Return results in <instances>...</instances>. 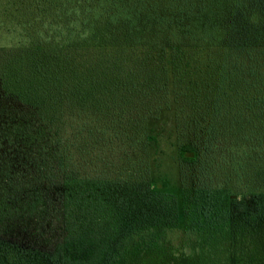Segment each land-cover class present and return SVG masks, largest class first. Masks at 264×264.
Segmentation results:
<instances>
[{
	"label": "trees",
	"instance_id": "obj_1",
	"mask_svg": "<svg viewBox=\"0 0 264 264\" xmlns=\"http://www.w3.org/2000/svg\"><path fill=\"white\" fill-rule=\"evenodd\" d=\"M0 28V264H264V0H0Z\"/></svg>",
	"mask_w": 264,
	"mask_h": 264
},
{
	"label": "rangeland",
	"instance_id": "obj_2",
	"mask_svg": "<svg viewBox=\"0 0 264 264\" xmlns=\"http://www.w3.org/2000/svg\"><path fill=\"white\" fill-rule=\"evenodd\" d=\"M13 33V32H11ZM17 32L12 34L10 33H4V30L2 28H0V43H9V42H13L18 38H14L16 36ZM173 150L171 146L166 147L165 149V155L162 156V167H161V171L166 173L171 181V186L172 188L169 189L168 191L170 192H176L177 190H174L175 187L179 186V180H178V174H177V166H176V161L173 157ZM125 188H114L108 191V195L110 197H112V203L118 199V197H121L122 194L125 193ZM122 193V194H121ZM178 199H177V204H178V208L180 209L181 205H185L186 204V199L184 196H182L181 194H177ZM241 198L240 196L237 197L236 202L238 201V199ZM193 199V196H192ZM112 203L110 202L109 205L107 207L104 208L103 212L107 213V214H112ZM234 204V203H233ZM181 210V209H180Z\"/></svg>",
	"mask_w": 264,
	"mask_h": 264
}]
</instances>
